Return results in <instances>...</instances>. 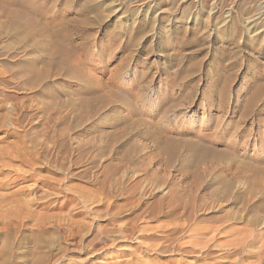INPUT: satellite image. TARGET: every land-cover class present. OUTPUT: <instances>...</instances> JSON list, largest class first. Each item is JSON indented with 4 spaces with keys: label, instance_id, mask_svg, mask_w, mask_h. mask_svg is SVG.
Returning <instances> with one entry per match:
<instances>
[{
    "label": "rangeland",
    "instance_id": "374dc122",
    "mask_svg": "<svg viewBox=\"0 0 264 264\" xmlns=\"http://www.w3.org/2000/svg\"><path fill=\"white\" fill-rule=\"evenodd\" d=\"M0 54V122H18L4 139L28 159L0 189L10 264L257 262L264 0H0ZM200 232L209 256L149 250ZM244 239L243 255L214 247Z\"/></svg>",
    "mask_w": 264,
    "mask_h": 264
},
{
    "label": "bare ground",
    "instance_id": "6f19581e",
    "mask_svg": "<svg viewBox=\"0 0 264 264\" xmlns=\"http://www.w3.org/2000/svg\"><path fill=\"white\" fill-rule=\"evenodd\" d=\"M24 11V10H23ZM16 12V11H15ZM22 12V11H21ZM18 13V12H17ZM24 13V12H23ZM32 23V22H31ZM30 25V24H28ZM34 30V28H33ZM32 33V32H31ZM40 35V34H39ZM7 36V35H6ZM39 37V36H38ZM46 37V36H45ZM25 47V46H24ZM24 49V48H23ZM32 51V50H31ZM28 52V51H27ZM1 55V54H0ZM13 70V69H12ZM8 72V71H7ZM12 72V71H11ZM9 74V72H8ZM7 75V74H5ZM5 75H2V73H0V82L1 81H4V77L6 78ZM25 75V74H24ZM9 77V76H8ZM13 77V76H12ZM10 80V79H9ZM14 80H16L14 78ZM7 81V80H6ZM1 85V84H0ZM5 85V84H4ZM5 87V86H4ZM2 100V99H1ZM9 103V102H8ZM7 120V119H6ZM3 121V122H0V128L4 127L5 128V135L3 137V139H0V189H2L3 187L6 188L8 187L9 185H13L16 181H22L24 180V178L26 177V171H21L20 168H16L14 165L16 163H19L21 165H24V164H27L28 162V159L25 155V149H24V145L20 142H17L15 144H12L10 143L9 141L6 142L4 138H7L9 135L11 136V132H9L11 129H17L18 128V122L17 123H13L12 121H10V119H8L7 121ZM3 123V124H2ZM14 132V131H13ZM233 139V138H232ZM11 140V139H10ZM229 143V142H228ZM1 144H3L1 146ZM131 171V170H130ZM35 177V180H39L37 175L35 174L34 175ZM26 180V179H25ZM123 192V191H122ZM126 193V192H125ZM99 196V195H98ZM100 197V196H99ZM71 199V198H70ZM20 200V199H19ZM15 199V207H16V222L17 223H20V226L22 227L23 223H24V220L26 218H29L31 217L32 215L30 214L28 216V214L26 213V211L24 212V207L20 204V201ZM10 202H13L12 199L9 201V202H6V204H9L10 205ZM71 204H74V200H70L69 201ZM91 204H101L103 203V198H93L90 202ZM1 204V203H0ZM2 206V204H1ZM7 206V205H6ZM86 206V205H85ZM167 206L169 208V210L167 211L168 214H172V211L174 212L175 211V208L174 206H172V201H169L167 202ZM3 207V206H2ZM74 207V206H73ZM100 207H102V204L100 205ZM90 208V207H89ZM133 208V207H132ZM12 209V207H11ZM1 210V209H0ZM13 211L15 212V209H13ZM6 212V211H5ZM3 213V217H7L10 213L7 212V213ZM113 212V211H112ZM165 212V213H167ZM170 212V213H169ZM115 213L116 212H113L112 214V217L113 215L115 216ZM151 215L153 217H155V209H153L151 212ZM120 214V213H119ZM174 214V213H173ZM111 215V214H110ZM1 216V214H0ZM119 216V215H118ZM111 217V219H113ZM140 218V215H135L134 219L135 220H138ZM116 219V218H115ZM118 219V218H117ZM133 220H130L129 223L127 224V227L123 228L122 230H119V234L122 235V233H124V235H122V237H127V238H130L134 232V225L135 224H131ZM177 221V220H176ZM181 221V220H180ZM39 225V224H38ZM19 226V225H18ZM183 224H180V223H176L174 224L173 226H170V228H166V231L164 232L165 233V236L163 235L162 239L164 240V242H170V245L171 244H174L178 238L176 237L177 233L180 232V228H183L182 227ZM17 227V225H16ZM185 227V226H184ZM117 228V227H116ZM6 229L8 230V228L6 227ZM184 229V228H183ZM182 229V230H183ZM181 230V231H182ZM9 231V230H8ZM72 233V231H71ZM70 233V234H71ZM12 234V233H11ZM118 234V235H119ZM176 234V235H175ZM9 235V233H8ZM174 235V237H172ZM198 235V236H197ZM197 237H193L190 241H188L187 243L185 244H175L176 247L175 248H172L170 249L171 247L169 248H164L162 249V247H160V244H157L155 246H152L150 247L151 249L149 248H146V249H149L151 252H160V253H175V252H181V253H185L188 254V253H196V254H199L200 256L201 255H206V256H209V249L210 245L212 242H213V238H209V239H205V232H200V233H197ZM219 235V234H218ZM250 235V234H249ZM73 236V235H72ZM11 237V236H10ZM204 237V238H203ZM209 237V236H208ZM250 238V237H249ZM247 238V239H249ZM255 241V240H254ZM254 241L252 240L251 242L247 241V240H243V241H224L223 243H220L219 244H215L214 247L218 250V248L222 251L224 250L223 252L226 253V255H230V254H235V253H238L240 255H243L242 253L245 252L246 250V247L248 246H253L254 245ZM8 243V242H7ZM4 245V244H3ZM21 244H19L20 246ZM162 245V244H161ZM167 245V244H166ZM11 246V245H10ZM213 247V248H214ZM11 247H0V264H10L11 262V253H10V249ZM215 250V249H214ZM212 251V250H210ZM141 253L144 254V252L146 251H140ZM249 252V251H248ZM213 253V251H212ZM257 253V262L254 261V263H248V264H262L264 262V246L261 247V249L259 250H256ZM158 254V253H157ZM223 254V253H222ZM249 254V253H248ZM236 255V254H235ZM245 255V254H244ZM247 255V254H246ZM253 255V254H252ZM34 256V255H33ZM134 257V255H131ZM218 256V255H216ZM239 256V255H238ZM249 256V255H248ZM255 256V254L253 255ZM10 257V258H9ZM205 258V256H203ZM214 257V255H213ZM224 257V256H223ZM222 257V258H223ZM226 257V256H225ZM237 257V256H236ZM241 257V256H240ZM245 258L247 256H244ZM256 257V256H255ZM199 258V257H198ZM209 258V257H208ZM229 258V256L227 257ZM242 258V257H241ZM241 258H238V259H241ZM245 258L242 259V264H244L243 262H245ZM129 259V258H128ZM200 259V258H199ZM210 261H211V258H209ZM217 259V258H216ZM235 260V258H234ZM233 262H237V260H235ZM207 261V260H206ZM230 261V260H229ZM239 261V260H238ZM249 261V260H248ZM250 262V261H249ZM13 263V262H12ZM21 263V262H20ZM20 263H16V264H20ZM116 263V262H115ZM231 263V262H230ZM122 264V263H121ZM124 264H129V262H126ZM207 264H217V261L215 262L214 259L213 261L211 262H208ZM221 264V263H220ZM236 264V263H235ZM238 264V262H237ZM239 264H241L239 262ZM246 264V263H245Z\"/></svg>",
    "mask_w": 264,
    "mask_h": 264
}]
</instances>
